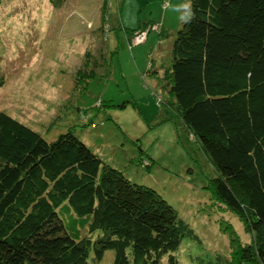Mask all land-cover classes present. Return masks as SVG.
<instances>
[{
    "label": "trees",
    "instance_id": "obj_1",
    "mask_svg": "<svg viewBox=\"0 0 264 264\" xmlns=\"http://www.w3.org/2000/svg\"><path fill=\"white\" fill-rule=\"evenodd\" d=\"M192 6L195 19L173 34L157 26L169 96L157 120H180L213 165V197L250 233L244 240L226 223L236 264H264V0ZM85 136L69 130L48 140L0 110V264L99 263L107 251L112 264H175L192 230L136 179L137 168L149 172L140 166L149 156L138 147L130 175Z\"/></svg>",
    "mask_w": 264,
    "mask_h": 264
},
{
    "label": "rangeland",
    "instance_id": "obj_2",
    "mask_svg": "<svg viewBox=\"0 0 264 264\" xmlns=\"http://www.w3.org/2000/svg\"><path fill=\"white\" fill-rule=\"evenodd\" d=\"M184 2L66 0L54 7L50 0H3L0 110L48 140L69 130L88 134L130 175L138 161L130 150L141 147L150 159L140 166L149 172L136 171V179L163 196L192 230L174 252L175 264H236L238 240H230L226 223L244 240L250 233L213 197V165L180 120H157L168 96L167 63L155 55L163 45L158 30L176 32L182 22L173 6ZM121 103L126 107L119 109ZM112 259L107 251L88 264Z\"/></svg>",
    "mask_w": 264,
    "mask_h": 264
},
{
    "label": "clouds",
    "instance_id": "obj_3",
    "mask_svg": "<svg viewBox=\"0 0 264 264\" xmlns=\"http://www.w3.org/2000/svg\"><path fill=\"white\" fill-rule=\"evenodd\" d=\"M173 11L179 14V19L183 23H190L196 16L192 6V0H185L184 3L173 6Z\"/></svg>",
    "mask_w": 264,
    "mask_h": 264
},
{
    "label": "crops",
    "instance_id": "obj_4",
    "mask_svg": "<svg viewBox=\"0 0 264 264\" xmlns=\"http://www.w3.org/2000/svg\"><path fill=\"white\" fill-rule=\"evenodd\" d=\"M160 71H161V69H160ZM103 138V137H102ZM85 139H87V140H89V141H91L92 140V142H95L94 140H93V138L91 137V136H89L88 134L85 136ZM101 145H105V144H101ZM109 145V144H108ZM123 154H127V152H126V150H122L121 151ZM130 152H132V155L131 156H135L136 155V151H134V150H130ZM138 169V172L140 171V169L139 168H137ZM135 171V170H134ZM136 172V171H135Z\"/></svg>",
    "mask_w": 264,
    "mask_h": 264
},
{
    "label": "built area",
    "instance_id": "obj_5",
    "mask_svg": "<svg viewBox=\"0 0 264 264\" xmlns=\"http://www.w3.org/2000/svg\"><path fill=\"white\" fill-rule=\"evenodd\" d=\"M142 35H139L138 37L140 38V39H142V37H141ZM145 38V37H144Z\"/></svg>",
    "mask_w": 264,
    "mask_h": 264
},
{
    "label": "bare ground",
    "instance_id": "obj_6",
    "mask_svg": "<svg viewBox=\"0 0 264 264\" xmlns=\"http://www.w3.org/2000/svg\"><path fill=\"white\" fill-rule=\"evenodd\" d=\"M13 96H15V95H13ZM27 101H28V100H26V102H25V103H27ZM28 104H29V103H28Z\"/></svg>",
    "mask_w": 264,
    "mask_h": 264
}]
</instances>
